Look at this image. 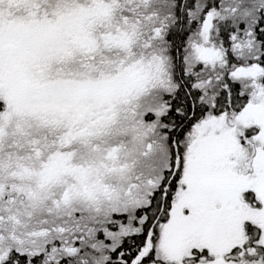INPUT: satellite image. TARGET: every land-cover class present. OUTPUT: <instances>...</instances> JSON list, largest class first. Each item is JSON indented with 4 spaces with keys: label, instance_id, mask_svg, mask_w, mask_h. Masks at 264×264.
Wrapping results in <instances>:
<instances>
[{
    "label": "snow or ice",
    "instance_id": "snow-or-ice-1",
    "mask_svg": "<svg viewBox=\"0 0 264 264\" xmlns=\"http://www.w3.org/2000/svg\"><path fill=\"white\" fill-rule=\"evenodd\" d=\"M0 264H264V0H0Z\"/></svg>",
    "mask_w": 264,
    "mask_h": 264
}]
</instances>
